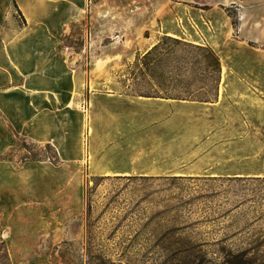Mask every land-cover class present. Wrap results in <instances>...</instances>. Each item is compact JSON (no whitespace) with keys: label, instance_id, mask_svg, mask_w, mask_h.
Here are the masks:
<instances>
[{"label":"crops","instance_id":"obj_1","mask_svg":"<svg viewBox=\"0 0 264 264\" xmlns=\"http://www.w3.org/2000/svg\"><path fill=\"white\" fill-rule=\"evenodd\" d=\"M161 37L216 54L215 102L121 92L118 71ZM255 112L264 0H0V243L3 233L11 263L38 256L25 242L75 237L86 178L166 175L184 161L195 163L174 175L198 176L212 154L197 153L238 138ZM23 141L50 145L58 164L23 159Z\"/></svg>","mask_w":264,"mask_h":264},{"label":"rangeland","instance_id":"obj_2","mask_svg":"<svg viewBox=\"0 0 264 264\" xmlns=\"http://www.w3.org/2000/svg\"><path fill=\"white\" fill-rule=\"evenodd\" d=\"M175 40L161 37L157 52L147 57L140 52L123 66L117 76L121 92L215 102L219 74L211 50ZM228 115L236 112L230 109ZM244 120L238 138L229 136L226 144L197 153L212 154L193 171L198 176L174 175L195 163L184 161L166 175L86 178L83 216L70 229L75 237L43 238L35 246L25 242L38 256L16 259L20 264H224L227 255L243 254L264 264V112ZM23 144L31 153L23 149V159L54 156L45 146ZM6 252L2 233L0 264H6Z\"/></svg>","mask_w":264,"mask_h":264},{"label":"trees","instance_id":"obj_3","mask_svg":"<svg viewBox=\"0 0 264 264\" xmlns=\"http://www.w3.org/2000/svg\"><path fill=\"white\" fill-rule=\"evenodd\" d=\"M175 40V39H174ZM177 43H180L179 40H175ZM159 49V46L157 45L156 47H154L149 53H147L145 56H150L152 53L157 52V50ZM210 49V48H209ZM211 50V49H210ZM212 54H213V66L214 69H216L215 71L218 72L219 74V78H218V86L220 83V78H221V63L219 58L216 56V54L211 50ZM218 95V88L216 89V93H215V98H217ZM151 98H163V99H174V100H183V101H197V102H211L209 100H188V99H180V98H170V97H151ZM27 144H23V149L25 151H27L28 153H30L29 149L27 148ZM46 149V153L47 151L51 150L53 151L54 156L52 158L47 157L46 159H41L40 155H34L33 157H25V160H29V161H43V160H50L55 164H58V157H57V153L55 151V149L53 147H51L50 145H47L44 147ZM44 153V154H46ZM31 154V153H30ZM4 263L6 264H12L10 261V258L6 252V255L4 257ZM2 263V262H1ZM224 264H254V261L252 259H243V254H229L227 255V259L224 262Z\"/></svg>","mask_w":264,"mask_h":264}]
</instances>
